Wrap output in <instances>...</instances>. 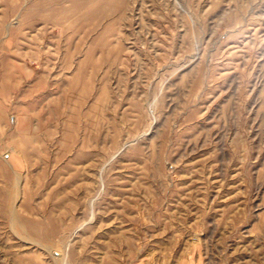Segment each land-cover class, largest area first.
I'll use <instances>...</instances> for the list:
<instances>
[{"label":"rangeland","instance_id":"obj_1","mask_svg":"<svg viewBox=\"0 0 264 264\" xmlns=\"http://www.w3.org/2000/svg\"><path fill=\"white\" fill-rule=\"evenodd\" d=\"M63 259L264 264V0H0V264Z\"/></svg>","mask_w":264,"mask_h":264},{"label":"bare ground","instance_id":"obj_2","mask_svg":"<svg viewBox=\"0 0 264 264\" xmlns=\"http://www.w3.org/2000/svg\"><path fill=\"white\" fill-rule=\"evenodd\" d=\"M140 7H141V6H140ZM141 14H142V11H141ZM141 14H140V15H141ZM197 48H198V47H197ZM18 196H19V195H18ZM17 200H18V199H17ZM14 201H15V199H14ZM15 202H16V201H15ZM12 206H13V203H12ZM15 206H16V205H15ZM13 209H14V208H13ZM32 243H33V242H32ZM48 249H49V248H48ZM50 249H51V248H50ZM52 249H53V248H52ZM43 250H45L44 247H43ZM65 251H66V250H65ZM48 252H50V251L48 250ZM52 252H54V251H52ZM53 254H54V253H53ZM65 254H66V253H65ZM63 257H64V256H63ZM65 259H66V257H65ZM65 259L62 260V264H68V263H67L68 261L66 260V261H67V262H66ZM56 263L58 264V262H55V264H56Z\"/></svg>","mask_w":264,"mask_h":264}]
</instances>
